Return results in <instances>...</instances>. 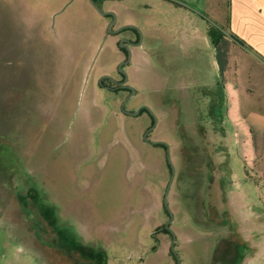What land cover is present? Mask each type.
I'll return each instance as SVG.
<instances>
[{
  "label": "rangeland",
  "instance_id": "obj_1",
  "mask_svg": "<svg viewBox=\"0 0 264 264\" xmlns=\"http://www.w3.org/2000/svg\"><path fill=\"white\" fill-rule=\"evenodd\" d=\"M231 1L105 3L144 38L126 110L149 109L148 133L147 112L123 114L126 93L98 84L124 56L89 0H0V264H177L172 169L146 133L170 148L181 264H264L262 185L247 181L264 94L226 103L209 87L204 40Z\"/></svg>",
  "mask_w": 264,
  "mask_h": 264
},
{
  "label": "crops",
  "instance_id": "obj_2",
  "mask_svg": "<svg viewBox=\"0 0 264 264\" xmlns=\"http://www.w3.org/2000/svg\"><path fill=\"white\" fill-rule=\"evenodd\" d=\"M225 23V26H216L219 33L213 39L209 32L204 40L212 53L214 74L219 76L209 87L214 93L222 91L226 103L230 97L235 103H251L250 97L258 92L264 94V0H232L229 21ZM228 59L239 63L230 67ZM253 162L256 178L248 174L247 181L262 185L264 196V153Z\"/></svg>",
  "mask_w": 264,
  "mask_h": 264
},
{
  "label": "flooded vegetation",
  "instance_id": "obj_3",
  "mask_svg": "<svg viewBox=\"0 0 264 264\" xmlns=\"http://www.w3.org/2000/svg\"><path fill=\"white\" fill-rule=\"evenodd\" d=\"M124 1L126 0H94L95 4L99 7L100 11H98L93 5L91 6L97 11L98 14H100V16L106 19V26L107 27L110 26V31L107 32V36L108 37L109 36L118 37L117 45L124 56V59L118 63L117 77H113L110 75H104L99 78L98 84L102 89L110 91V92H115L117 94L126 93V97L122 100V105L126 103L125 107L124 109L120 107V110L123 114L127 116H131V114H128L127 112L134 113L135 111L134 112L127 111L126 105L132 99L133 90L131 89L132 87L129 84V77H128V74L126 73L127 64L122 65V71L120 70V65L127 61H129L128 64L130 63L131 49L141 45V43L143 42L142 41L143 37L140 31H138L137 29L133 27H129L131 25L135 26L133 23L131 22L127 23V22L121 21L119 19V16L115 13V11L107 10L104 7L106 2L122 3ZM111 13H114V15H111ZM144 112L145 113L147 112L148 115L152 118V126H151L152 128L150 127L151 129L149 130V133H152L156 128L155 119L153 115L150 113L149 109H147L146 107L141 109V112L139 113V115H141ZM147 139H148V136H147ZM146 142L150 145L161 146V147L163 146V148H165V150L167 151V147L164 144H160V143L154 144L149 139Z\"/></svg>",
  "mask_w": 264,
  "mask_h": 264
},
{
  "label": "water",
  "instance_id": "obj_4",
  "mask_svg": "<svg viewBox=\"0 0 264 264\" xmlns=\"http://www.w3.org/2000/svg\"><path fill=\"white\" fill-rule=\"evenodd\" d=\"M89 2H90L91 5H93L98 11H100L99 7L95 4L94 0H89ZM111 15H114V13H111ZM129 27H133V28H135V29H137V30L139 31V29H138L137 27L133 26V25H131V26H129ZM123 28H125V27H123ZM108 31H110V26L108 27ZM128 62H129V61H127V62H125V63H122V64L120 65V70H121V71H122V65H123V64H128ZM125 82H126V81H125ZM131 89L133 90V95H135V91H134V89H133V88H131ZM133 95H132V96H133ZM125 104H126V103H124V104L122 105V109H124ZM142 108H144V106L141 107V108H139V109H138L136 112H134V113H129V112H127V113H128V114H131V116H137V115H139V113L141 112V109H142ZM155 125H156V121H155ZM153 128H154V127H153ZM148 133H149V132H148ZM148 133H146V134L144 135V139H145L146 141H148V139H147ZM153 143H154V144H159V143H160V144H164V145L167 147V161H168L169 165L171 166V169H172V176H171L170 182H169V184H168V187H167V189H166V193H165V197H164V206H165V208L167 209V211H168L169 214H170V220H169L168 223L166 224V229H168V230L171 232V234H172L171 250H172L174 256L176 257L177 264H181V260H180L178 254H177V252H176V250H175V240H176L175 233L173 232V230H172L171 227H170V224H171V223L173 222V220H174V216H173L172 211L170 210V207H169V204H168V200H167V197H168V194H169V191H170V188H171V184H172V182H173V178H174V174H175V168H174V166H173V163H172V160H171V157H170V154H169V152H170V148H169V146L167 145V143H165V142H153Z\"/></svg>",
  "mask_w": 264,
  "mask_h": 264
},
{
  "label": "trees",
  "instance_id": "obj_5",
  "mask_svg": "<svg viewBox=\"0 0 264 264\" xmlns=\"http://www.w3.org/2000/svg\"><path fill=\"white\" fill-rule=\"evenodd\" d=\"M210 33H211V36L214 37V34H212V31H210ZM162 147H163V146H162ZM1 152L3 153V151L0 149V153H1ZM2 153H1V154H2ZM0 156H1V155H0ZM154 249H155V247H154Z\"/></svg>",
  "mask_w": 264,
  "mask_h": 264
}]
</instances>
